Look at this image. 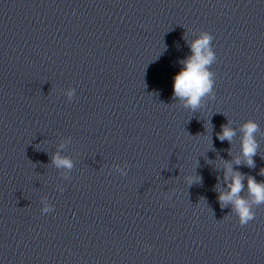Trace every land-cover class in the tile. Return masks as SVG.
Wrapping results in <instances>:
<instances>
[{"label":"clouds","instance_id":"1","mask_svg":"<svg viewBox=\"0 0 264 264\" xmlns=\"http://www.w3.org/2000/svg\"><path fill=\"white\" fill-rule=\"evenodd\" d=\"M213 36L207 31H202L197 39L190 44L191 55L181 61L183 68L175 75L173 82V96L185 102V105L195 110L203 97L212 92L214 86L213 72L210 70L211 65L216 61V54L212 47ZM74 89L67 91L69 98L72 97ZM243 133L241 140V152L245 163L249 167H254L253 156L257 154L258 144L255 139V133L258 131V125L248 120L241 125ZM235 130L227 125L221 126V132L218 138L231 142L235 135ZM52 163L57 168L71 169L72 162L67 157H62L59 153L52 156ZM240 163L239 160L236 161ZM264 175V169L261 170ZM229 178L231 180L228 183ZM224 180L228 191L221 192L218 196L221 207L231 204L234 212L239 218L240 225H246L254 219L249 201L241 196L244 189V176L240 172H234L230 164L225 165ZM191 182V181H190ZM248 195L252 203L256 205L264 204V182H257L252 176L247 177ZM51 208L45 205L43 212H50Z\"/></svg>","mask_w":264,"mask_h":264}]
</instances>
